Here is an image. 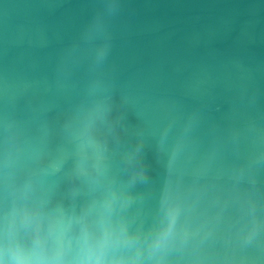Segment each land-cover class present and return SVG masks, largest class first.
I'll return each instance as SVG.
<instances>
[{
	"label": "water",
	"instance_id": "95a60500",
	"mask_svg": "<svg viewBox=\"0 0 264 264\" xmlns=\"http://www.w3.org/2000/svg\"><path fill=\"white\" fill-rule=\"evenodd\" d=\"M0 264H264V0H0Z\"/></svg>",
	"mask_w": 264,
	"mask_h": 264
}]
</instances>
